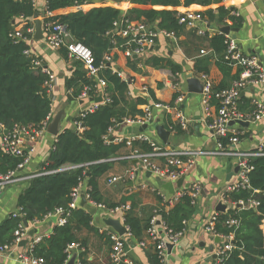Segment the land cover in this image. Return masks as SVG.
Instances as JSON below:
<instances>
[{"label": "trees", "instance_id": "obj_1", "mask_svg": "<svg viewBox=\"0 0 264 264\" xmlns=\"http://www.w3.org/2000/svg\"><path fill=\"white\" fill-rule=\"evenodd\" d=\"M110 1L117 0H47L41 21L42 30L45 32L44 27L47 24L62 25L72 40L92 52L95 65L99 67L104 56L112 49V41H116L119 50H125L128 39L116 36L108 38L113 30V23L119 21L122 16L129 22L154 26L162 32L173 33L176 37L185 29L178 24L179 9L193 5L206 8L198 13L210 24L223 27L230 23L232 27L239 28L242 23L241 19L233 14L234 9L225 8L221 4L222 0H130L134 7L128 9L125 15L118 8L109 5L107 2ZM90 4L93 6L78 9V6ZM212 5L216 8H210ZM69 8L74 11L58 14L59 11ZM36 16L41 15L32 0H0V128H38L50 115L51 99L45 86L48 77L41 70L35 69L32 59L24 54L29 49L26 41L33 38L28 29L34 28ZM17 32L21 34L20 40L15 38ZM203 42L211 50V54L199 60L195 72L197 76H208L210 58L215 56L216 66L223 76L219 85L212 86L213 92L217 93L229 88L237 80L238 74L233 76L231 68L223 59L226 45L222 35L205 37L201 40V43ZM131 48L134 50L137 46L132 44ZM60 52L67 59V51L63 48ZM150 53L144 59L140 56L128 58V68L140 75L144 74L143 67L167 70L172 75V83H177V76L182 73L181 66L167 57ZM99 74L105 81L103 97L109 102L98 106L92 112L84 111L73 119L83 128L81 133L71 128H64L59 133L46 162L37 172L51 173L29 180L17 198V206L21 209L23 221L28 224L41 221L57 209H67L72 189L82 183L84 194L95 204L113 209L130 202V209L123 216L124 224L129 230V238L140 242L146 235L148 221L144 224L132 213L133 198L121 197L116 202L107 200L99 188L100 180L112 170L116 160L126 164L132 162L124 159L131 150L122 143L106 144L103 137L111 127H117L120 121L143 116L144 111L140 106L148 104L150 99L158 101L149 88L146 98L129 96L128 82L113 73L108 65H105ZM64 84L66 90L71 91L68 99L78 100L84 87H93L95 81L86 77L81 63L74 61L71 74ZM175 96L174 94V98ZM93 97L94 93L90 92L89 99ZM239 101L238 111L244 115H252L255 107L249 103L250 111H242ZM171 128L173 131H181V128L174 124H171ZM133 148L145 152L150 150L146 143L139 142L133 143ZM22 161V157L7 156L0 150V174L4 175L17 169ZM251 165L254 169L249 175L250 191L238 189L236 192L225 193L224 196L231 203L252 198L258 201L259 206L255 211L234 207L217 213L218 222L215 229L222 235L232 231L223 225L226 220L240 219L239 228L235 230L234 248L227 253L222 264H264V233L260 228L264 221V157L253 159ZM74 166L76 167L72 168ZM59 169L63 170L58 171ZM191 203L192 199L185 194L169 211L161 209L158 218L172 233L180 232L183 229L182 222L187 221L194 212V205ZM19 220L10 215L0 223V246L13 241V232ZM91 222L92 215L89 210L79 205L71 212L63 226L56 225L52 235L34 246L33 254L45 260L46 264L64 263V250L67 245H83L80 237L83 231L98 233ZM104 235L109 242L107 244L111 246L108 235L101 233V236ZM152 259L153 264L160 263L156 251ZM81 263L85 264L84 261Z\"/></svg>", "mask_w": 264, "mask_h": 264}, {"label": "crops", "instance_id": "obj_2", "mask_svg": "<svg viewBox=\"0 0 264 264\" xmlns=\"http://www.w3.org/2000/svg\"><path fill=\"white\" fill-rule=\"evenodd\" d=\"M32 1L35 8L40 12L41 16H39L38 19L42 21L46 0ZM221 4L225 8L234 9L236 15L242 21L239 28L232 27L230 23L226 25L237 30V32H232L231 34L236 38L239 50L246 55L258 57L264 67V0H222ZM114 7L125 13L134 6L130 3V0H124L116 5L114 4ZM210 8L215 9L216 6L212 5ZM183 9L184 8H180L179 10ZM186 9L202 12L206 8L193 5ZM73 11V8H69L59 11L58 14ZM211 25L220 27L216 24ZM183 31L184 32L177 37L176 44L167 38L159 37L150 54L167 57L181 66L182 73L177 76V84L178 90L183 95V102L180 104V109L186 117L191 119L188 129L181 130L180 132L173 131L171 128V116L165 115L162 111L153 110L152 124L144 131H140L141 127H132L130 135L144 133L158 145L170 149H200L212 153L217 150V144L211 137L208 121L204 116L202 97L200 94L188 93L185 82L186 76L189 74H192L194 78L198 77L195 72L196 64L200 59L209 56V54L205 56L200 55V51L204 50L210 52V50L204 42L201 43V40L204 38L192 34V31L186 29ZM28 45L32 55L38 57L43 66L47 67L56 76L52 89L49 92L51 99L49 123L58 113H62L59 133L64 128L76 129L73 119L91 107L94 103L89 100L68 99L64 83L71 74V67L74 61L68 55L67 59H65L60 50L55 51L50 49L44 40V35L41 40H36L33 37L29 40ZM216 61L217 59L215 56L210 58L207 74L212 85L215 86L219 85L223 80V76L216 66ZM114 66L125 80H129V96H142L146 98L148 94L143 93L142 89L143 87H147L153 91L158 102L163 104L172 103L174 90L171 84L172 75L169 71L143 67L144 74H137L128 68L125 55L118 50H114ZM231 74L233 76L236 75L237 70L231 68ZM239 100L240 109L245 112L250 111L249 103H251L252 106L254 101L264 105V89L261 86L249 87L240 94ZM140 107L141 109L143 108L142 106ZM156 125H163L166 131L170 133L168 144H163L156 135L154 130ZM126 127L125 125H118L115 127L113 135L125 136V133L128 132ZM47 129L38 139L29 163L20 171L19 175L37 173L46 162L56 138L50 135ZM232 129L238 135L239 142L237 148L241 152L253 151L257 149L261 143H264V117L260 121L249 123L248 127L235 124L232 126ZM28 146L27 144L26 147L28 148ZM136 167L137 164L134 162L126 164L116 160L112 170L106 177L100 180L99 188L107 200L114 202L118 201L121 197H132V213L145 224L158 208H160V210L162 209L160 201L151 190L161 189V184L165 182H157L156 177L152 175L147 177L146 173L136 170ZM236 168V158L212 154L202 155L197 158L195 166L185 174L182 186H175V192L187 190L194 184H197L200 190L194 202V212L187 220V225L182 236L173 246L170 254L171 256L167 255V264H212L216 249L221 241L206 234L204 232V225L206 220L213 213L217 212V205L222 203V197L226 187L235 180L236 173H234V171ZM132 170H134V180H131L126 174ZM120 175H124L125 178L111 186L107 184V181L111 177ZM175 183L176 182L173 184ZM27 184L26 182H17L0 189V223L16 211L18 207L17 198ZM82 198L83 197H81V199ZM81 199L79 201L80 206H82ZM127 203L130 204V202ZM83 207L92 208L87 202ZM91 215V223L98 233L86 231L81 233L80 237L83 241V245L81 244L83 250L79 253V257L85 264H111L109 259L110 246L107 244L108 241L106 236H101V233H105L106 235L111 232L116 233L113 229L104 224L107 218L119 220L125 227L122 216L120 214L109 213L102 209H95V212ZM54 218L55 216L53 215L50 217L47 216L35 224H28L27 237L23 240L26 241V244L20 245L18 250L16 249L17 252H24L28 243L37 237H42L44 239L52 235L56 227ZM30 232H32L31 236L29 235ZM141 243L144 245L140 246ZM125 250L134 264H153L152 258L154 255V248L152 242L146 235L142 237L140 242H135L125 237ZM14 257L11 256L7 259L0 256V264H20Z\"/></svg>", "mask_w": 264, "mask_h": 264}, {"label": "built area", "instance_id": "obj_3", "mask_svg": "<svg viewBox=\"0 0 264 264\" xmlns=\"http://www.w3.org/2000/svg\"><path fill=\"white\" fill-rule=\"evenodd\" d=\"M47 1V0H46ZM124 0H117L115 2H107L109 5L114 7V4L121 3ZM91 7L93 5L78 6V9L84 7ZM123 12V11H122ZM126 13V12H125ZM123 12V14L125 15ZM236 15V13H233ZM178 24L183 26L186 30L192 31L196 36L205 38L212 37L214 35H222L225 39L226 51L223 59L227 65L237 70L238 78L232 85L220 92L214 93L212 90V83L208 76L201 74L197 77L202 83V104L204 109V116L208 121V127L211 132V137L216 141L217 150L212 153H208L204 150H176L168 147H162L155 141H152L146 134L141 133L137 135L128 136H114L115 127H111L107 134L103 137V141L106 144H124L128 149L131 150L130 154L124 159L132 161L137 164L136 170H140L143 173L150 172L152 176L158 177L163 182H176L180 177H184L196 163L198 157L206 154H212L217 156L233 157L237 159V168L235 180L230 183L225 190V193L236 192L238 189H244L250 191L249 186V175L253 171L251 162L257 157H264V143H261L257 149L249 152H241L238 150L237 145L239 138L237 133L232 129L230 123L236 121H246L254 123L260 121L264 117V105L254 101L253 106L255 111L252 115H244L238 111L237 102L240 99V94L252 86H261L264 89V67L262 66L260 59L253 55H246L242 53L237 44L236 38L232 34L223 35L220 31V27L212 26L207 19H205L200 13L189 9L179 10L178 13ZM43 29V27H42ZM157 27L147 26L141 23L129 22L124 19V16L119 21L113 23V30L111 32L112 37L126 38L128 41L125 44V50H119L116 41H112V49L104 56V60L101 66H96L92 52L81 43L75 42L71 39L69 34L65 31L62 25H51L47 24L43 31L44 40L48 47L52 50L59 51L65 49L68 56L73 60L82 64L85 71L86 77L93 79L95 85L93 87H84L78 100H88L89 93L93 92L94 96H102V102L99 104H93L85 111L92 112L100 105L107 104L109 100L103 97V90L105 88V81L100 78L99 71L103 70L105 65L111 67L113 73H117L118 76L124 81L125 80L114 66V50L122 52L126 59L130 57H142L143 59L154 49L156 40L159 37L167 38L176 44L177 37L173 33H166L159 30ZM28 32L34 35V28L28 29ZM15 38L20 40V32L15 33ZM29 43V40L26 41ZM132 44L137 46L136 49H132ZM24 54L32 59V66L35 69L41 70L47 77L45 84L47 90L50 92L55 82L56 76L47 67H44L38 57L33 56L30 49H27ZM210 52L201 50L200 55H208ZM141 67V64L139 65ZM175 98L172 103L163 104L161 102H150L142 106L144 111L143 116H136L135 118H129L123 120L121 125L131 127H149L153 122V110H159L165 113V115L171 116L172 124L179 126L181 130H187L191 119L185 116L183 111L180 109V104L183 102V95L178 90V84L172 83ZM143 93L148 94V88L143 87ZM67 94H71V91L67 90ZM93 97V98H95ZM84 112V111H83ZM80 113V115L83 114ZM79 116V115H78ZM50 121V115L42 122L38 128L23 129L18 126L7 130L0 128V150L7 156L11 157H22L23 161L18 165L17 169L9 171L6 174H0V189L3 187L17 183V182H28L34 177L50 174L51 172L43 173H32L27 175H19L20 171L29 163L31 155L34 153L38 139L46 132L48 123ZM120 125V124H119ZM75 130L81 133L83 128L79 123H75ZM146 143L150 150L145 152L139 148H133V143ZM29 145L28 148L26 145ZM76 166L72 167L75 168ZM63 170V169H62ZM58 171H61L59 169ZM127 176L134 180V170L127 172ZM124 175L113 176L108 181V185H113L116 182L123 180ZM144 188V186H143ZM83 184L80 183L77 187L71 191V200L68 203L67 209H57L53 214L48 215L56 217V225L63 226L67 218H69L71 212L78 208L81 197L95 209L106 210L109 213L120 214L124 221V214L130 209V204L117 206L113 209H108L101 204H95L89 199L87 194H84ZM199 186L197 184L192 185L186 190H180L175 192L173 195L167 194L165 190L152 189L151 191L157 196L160 201V205L164 210L172 209L180 199L187 194L194 205V202L199 193ZM224 193V194H225ZM225 206V211L238 207L242 210H256L259 206L257 200L239 199L238 201L231 203L223 195L222 203ZM160 208L154 213L149 219L146 230V236L152 242L154 251L157 252L159 258V264H167V244L175 245L178 239L182 236L187 221H183V229L180 232L172 233L167 227L162 224L158 218V212ZM217 212L213 213L205 222L204 232L214 238L219 239L220 245L217 247L215 252V258L212 264H222L227 253L231 252L234 248L233 241L235 236V230L239 228L240 219H228L224 222V226L232 231L227 235H222L216 231L215 226L218 222ZM12 218L20 219L17 228L13 232V241L9 244L0 246V256L10 258L15 256L14 259L20 264H46L45 260L40 257H36L33 254V248L36 244L40 243L43 238L37 237L30 243L24 252H17L22 241L27 237L28 226H25L23 214L21 209L17 207L16 211L11 214ZM38 221H33L35 224ZM28 224V223H27ZM264 233V221L260 226ZM126 235L119 236L116 233H108L110 241V253L109 259L111 264H134L133 260L130 259L125 250V237L129 238V230L125 226ZM103 232V231H100ZM144 244L141 243L140 246ZM17 249V250H16ZM83 250L80 243H71L66 246L64 253L66 255L64 263L68 264L69 261L74 257L73 264H82V260L79 257V253Z\"/></svg>", "mask_w": 264, "mask_h": 264}, {"label": "water", "instance_id": "obj_4", "mask_svg": "<svg viewBox=\"0 0 264 264\" xmlns=\"http://www.w3.org/2000/svg\"><path fill=\"white\" fill-rule=\"evenodd\" d=\"M157 31L159 32V29H157ZM219 31L223 34V35H228L231 34L232 32H237L236 29H232L229 26H223L219 28ZM34 39L36 40H41L43 38V31H42V23L41 21L38 19V17H34V35H33ZM108 38H112V35L109 34ZM133 58H137L136 56H134ZM186 89L188 93H195V94H201L202 93V83L200 82L199 79L194 78L192 76V74H189L186 76ZM89 101L93 102L94 104H99L102 102V96H97L95 98H90ZM61 117H62V113H58L54 119L49 123L48 125V133L50 135H52L53 137H57L59 135V125H60V121H61ZM123 122L120 121L119 124H122ZM241 125L244 127H248L249 126V122L246 121H236L234 123H230V125ZM148 127L147 126H143L140 128V131H144L146 130ZM126 130L128 131L127 133H125V136H128L131 134L132 132V127L131 126H127ZM155 132L156 135L158 136V138L161 140V142L163 144H168V138L170 133L168 131H166L165 127L163 125H156L155 126ZM62 171V170H61ZM238 171V168L235 169L234 173H236ZM147 177L151 176L150 172H146ZM156 181L157 182H161V179L156 177ZM184 182V177H180L175 184L171 183V182H165L161 184V187L163 190H165L168 194L173 195L175 193V186L177 187H181L182 184ZM86 204V201L84 198L81 199V205L84 206ZM89 210V212L92 214L95 212L94 208H87ZM216 210L218 212H224L225 211V206L221 203H219L217 205ZM54 220L56 221V217L54 218ZM25 226H28L27 222L24 221ZM104 224H106V226L110 227L111 229L114 230V232H116L119 236H125L126 235V229L125 227L120 223L119 220H115L112 218H107L104 221ZM29 235H32V232L29 233ZM219 240V239H218ZM26 244V241H23L21 243V245ZM173 249V245L171 244H167V254L170 255L171 251ZM73 259L74 257L69 261V264H73Z\"/></svg>", "mask_w": 264, "mask_h": 264}, {"label": "rangeland", "instance_id": "obj_5", "mask_svg": "<svg viewBox=\"0 0 264 264\" xmlns=\"http://www.w3.org/2000/svg\"><path fill=\"white\" fill-rule=\"evenodd\" d=\"M27 183V182H26ZM168 256H171V255H168Z\"/></svg>", "mask_w": 264, "mask_h": 264}]
</instances>
